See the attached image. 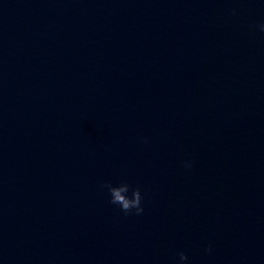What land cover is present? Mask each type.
I'll use <instances>...</instances> for the list:
<instances>
[{"label":"clouds","instance_id":"clouds-1","mask_svg":"<svg viewBox=\"0 0 264 264\" xmlns=\"http://www.w3.org/2000/svg\"><path fill=\"white\" fill-rule=\"evenodd\" d=\"M254 28H258L261 33H264V23L254 26ZM144 140L147 142L146 138ZM185 167H191V165L186 162ZM103 187L107 189L110 197L109 203L118 206L124 215H140L143 213V195L139 186L133 187L128 182L121 181L115 185L111 182H105ZM206 252L210 253L211 248L206 249ZM188 259L184 252H180L178 253L177 264H187Z\"/></svg>","mask_w":264,"mask_h":264}]
</instances>
